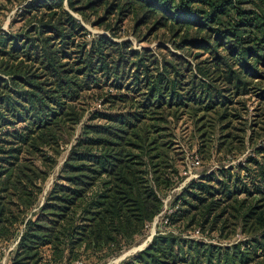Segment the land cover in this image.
Returning <instances> with one entry per match:
<instances>
[{
	"label": "trees",
	"instance_id": "trees-1",
	"mask_svg": "<svg viewBox=\"0 0 264 264\" xmlns=\"http://www.w3.org/2000/svg\"><path fill=\"white\" fill-rule=\"evenodd\" d=\"M64 2L29 0L27 8L39 11L32 16L36 22L24 33L0 32V237L16 235L13 228L24 223L17 253L8 264L39 260L46 245L56 254L81 246L112 253L122 248V241H133L161 211L156 188L172 166L166 142L157 140L163 125L156 121L159 129L153 133L151 120L163 121L174 106L194 103L212 108L222 102L219 106L225 109V90L211 77L220 76L230 93H246L264 65V0H67L71 9L83 14L103 7L117 20L132 16L135 30L148 26L146 37L164 28L167 41L197 58L195 70L181 53L166 46H158L157 53L102 33L87 41L86 28ZM123 79L129 89L109 93L108 98L125 102V110L105 114L104 123L85 126L59 180L32 211L46 172L26 158L25 151L69 142L83 116L84 94L101 82L124 86ZM226 180L229 201L220 215L240 203L242 224L251 234L246 242L205 247L199 240L158 232L118 264H264V170L252 179L250 192L232 189ZM191 188L200 190L192 192L194 207L199 208L209 186L192 181L185 193ZM239 192L258 194L256 203L247 202L249 195L240 201ZM202 205L210 214L216 204ZM21 213L24 218L19 219ZM189 213L179 205L170 222Z\"/></svg>",
	"mask_w": 264,
	"mask_h": 264
},
{
	"label": "rangeland",
	"instance_id": "rangeland-1",
	"mask_svg": "<svg viewBox=\"0 0 264 264\" xmlns=\"http://www.w3.org/2000/svg\"><path fill=\"white\" fill-rule=\"evenodd\" d=\"M28 1L0 0V32L9 35L24 33L36 22L32 16L37 10H29L26 6ZM64 3L86 28L83 38L87 41L102 33L113 40L129 39L134 47L151 48L157 53L160 52L158 46H166L181 53L192 64L193 70L196 69L197 58L186 49L175 48L172 42L167 41L169 33H166L164 28L146 37L148 26L142 25L135 30V18L132 16L117 20L115 13L106 14L103 7L98 10L89 9L83 14L71 9L67 0ZM100 18L103 22H99ZM207 55L208 53L202 54L199 59H205ZM260 70L262 73L255 74L246 93H230L226 91L228 88L224 87L226 84L220 76L211 77L216 85L225 90V109V105L219 106L222 102L212 108L194 103L185 108L174 106L173 113L167 115L163 121L151 120L153 126L150 129L153 133H157L153 129H159L155 126L156 121L163 125L160 130L163 134H160L162 136H158L157 140L166 142L172 166L167 167V172L162 168V171H165L164 176L161 178V185L156 188L162 199L161 211L145 225L142 233L137 234L133 241L128 244L122 241V248L112 253L81 246L82 248L79 247L72 253L67 250L64 254H56L51 245H46L39 251V260L31 259L29 264H118L143 249L158 232L174 233L187 239L199 240L205 247L212 244L217 248L246 242L251 234L242 224L244 217L239 212V208H243L240 203L235 204V207L229 206L224 214L220 213L229 201H225L223 184L227 178L232 189L239 186L250 192L255 184L252 179L264 170V65L260 66ZM122 81L124 86L120 87L118 84L101 82L100 86H95L84 94L80 100L83 116L75 124V133L69 142L60 145L44 143L34 152L25 151L24 156L46 172V179L41 182L43 190L38 194V204L32 211L37 210L39 204L46 200L53 183L59 180L62 166L77 138L84 133L85 126L89 123H104L105 114L125 110V102H114L112 98H108L109 93L125 92V89H129L125 86L127 81ZM185 83H190V80ZM153 145L154 143L151 144ZM197 158L199 162H195ZM152 176L153 173L150 172L149 178L155 184ZM192 181H203L210 189V192H202L201 195L206 198L199 208L194 207L197 200L192 192L198 194L200 190L191 188L187 193L184 191ZM245 193L239 192L236 197L241 201L249 195L247 202L256 203L258 194ZM213 202L216 205L212 206V211L208 214L202 204L211 205ZM179 205L190 209V213L186 218L171 223L170 214ZM28 213L31 214L30 211ZM195 214V219H192ZM218 215V221L215 222ZM22 217L24 218V214L21 213L19 219ZM225 219L228 221L225 222ZM23 227L24 223L19 222L13 228L16 235L7 239L0 237L2 251L11 247L9 258L17 253Z\"/></svg>",
	"mask_w": 264,
	"mask_h": 264
},
{
	"label": "built area",
	"instance_id": "built-area-1",
	"mask_svg": "<svg viewBox=\"0 0 264 264\" xmlns=\"http://www.w3.org/2000/svg\"><path fill=\"white\" fill-rule=\"evenodd\" d=\"M195 162H199V159H195ZM11 247H9L7 250L4 249V251H2L0 249V264H8L9 261V255L11 253Z\"/></svg>",
	"mask_w": 264,
	"mask_h": 264
}]
</instances>
